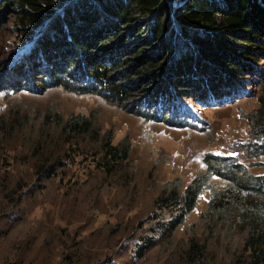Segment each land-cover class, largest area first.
Masks as SVG:
<instances>
[{
  "label": "rangeland",
  "instance_id": "374dc122",
  "mask_svg": "<svg viewBox=\"0 0 264 264\" xmlns=\"http://www.w3.org/2000/svg\"><path fill=\"white\" fill-rule=\"evenodd\" d=\"M178 4H163L157 18L162 21L171 6ZM6 10L0 14V115L8 125L12 119L27 117V126L36 129L50 111L64 117L92 115L99 127L114 134L115 144L123 140L131 143V155L126 180L105 176L92 155L97 146L89 138L81 140L68 150L66 165L41 189L28 177L27 151L20 150L26 132L16 130L3 136L0 264H186L183 250L191 236L208 244L202 264H242L243 232L215 229L212 233L201 220L209 206L210 190L202 191L196 208L172 235L152 230L153 216L160 213L154 200L163 188L179 186L183 191L196 175L205 172L207 154L229 156L242 162L250 173L264 175V154L252 151L247 118L264 105V54L255 64L247 61L254 70L245 71L247 78H236L234 92L214 96L205 85L204 99L191 87L185 91L172 87L170 105L159 106L162 102H158L150 109L137 104L150 94L144 90L153 86L150 80L131 87L127 100L120 102L59 86L40 91L44 84L41 71L32 67L30 77H23L24 85L30 80L29 86L39 89L14 90L8 85L11 69L29 63L32 39L39 42L41 36L25 37L15 8ZM173 27L179 26L174 23ZM45 34L52 35V29ZM175 45H179L175 55L190 54L183 51L189 46L187 40ZM211 183L220 189L226 181L214 176ZM166 212L160 216L167 219ZM152 235H156V244L139 258L137 246L143 237Z\"/></svg>",
  "mask_w": 264,
  "mask_h": 264
},
{
  "label": "trees",
  "instance_id": "16d2710c",
  "mask_svg": "<svg viewBox=\"0 0 264 264\" xmlns=\"http://www.w3.org/2000/svg\"><path fill=\"white\" fill-rule=\"evenodd\" d=\"M1 1L0 14L15 8L25 37L32 39L36 33L41 36L39 42L32 39L27 51L29 63L11 69L8 85L14 90L39 89L29 86L30 80L24 85L23 77H30L32 67L41 71L44 84L40 91L59 86L99 93L120 102L127 100L131 87L150 80L153 86L144 89L150 94L137 102L150 109L158 102H162L159 106L170 105L172 87L179 86V91L191 87L204 99L206 87L214 96L234 92L236 78H247L245 71L254 70L247 61L255 64L264 54V0ZM169 1L179 4L171 6V12L161 21L157 12ZM39 28L40 32L44 28V33L37 32ZM51 29L53 34L47 36ZM178 40H187L191 48L183 51H190L189 55H175ZM247 118L252 151L264 154V105ZM8 122L0 115V150L3 136L25 131L20 150L27 151L28 177L41 189L66 165L68 150L88 138L98 148L92 154L98 169L105 176L128 178L131 143L123 140L115 144L114 134L99 127L92 115L72 113L64 117L50 111L36 129L27 126V117L12 119V125ZM205 163L207 170L196 175L183 191L179 186L161 190L154 208L160 213L167 211L168 218L156 212L152 230L172 235L196 208L202 191L208 189L211 198L201 220L212 233L215 229L243 232L242 264H264V175L250 173L242 162L229 156L207 154ZM214 176L226 181L223 188L214 187ZM18 184L24 190L21 182ZM155 236L142 238L136 249L139 258L156 244ZM207 251L206 241L191 236L183 260L186 264H202Z\"/></svg>",
  "mask_w": 264,
  "mask_h": 264
},
{
  "label": "bare ground",
  "instance_id": "6f19581e",
  "mask_svg": "<svg viewBox=\"0 0 264 264\" xmlns=\"http://www.w3.org/2000/svg\"><path fill=\"white\" fill-rule=\"evenodd\" d=\"M31 45V44H30Z\"/></svg>",
  "mask_w": 264,
  "mask_h": 264
}]
</instances>
